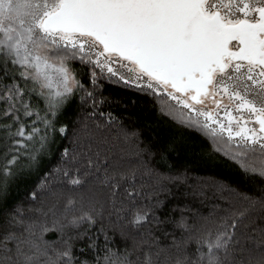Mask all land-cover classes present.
<instances>
[{
    "label": "trees",
    "instance_id": "obj_1",
    "mask_svg": "<svg viewBox=\"0 0 264 264\" xmlns=\"http://www.w3.org/2000/svg\"><path fill=\"white\" fill-rule=\"evenodd\" d=\"M60 3L0 0V264H264V148L40 35Z\"/></svg>",
    "mask_w": 264,
    "mask_h": 264
},
{
    "label": "water",
    "instance_id": "obj_2",
    "mask_svg": "<svg viewBox=\"0 0 264 264\" xmlns=\"http://www.w3.org/2000/svg\"><path fill=\"white\" fill-rule=\"evenodd\" d=\"M60 6L43 19L48 32L93 38L107 54L136 64L155 81L174 90L183 78L197 73L211 81V72L223 70L221 58L241 60L258 34L263 36L264 10L257 24L222 23L219 14L207 18L201 5L207 0H61ZM239 40L233 54L230 42ZM264 57V53L262 54ZM264 69V61L259 63ZM212 66H215L214 68Z\"/></svg>",
    "mask_w": 264,
    "mask_h": 264
},
{
    "label": "rangeland",
    "instance_id": "obj_3",
    "mask_svg": "<svg viewBox=\"0 0 264 264\" xmlns=\"http://www.w3.org/2000/svg\"><path fill=\"white\" fill-rule=\"evenodd\" d=\"M204 6L207 15L218 13L227 24L235 25L241 21H256L259 11L264 8V0H207ZM43 19L35 23L40 35L53 43L79 48L92 57L105 74L166 95L178 106L197 115L211 130L223 134L237 145L264 148V133L258 123L259 120L264 123V71L260 67L240 62L227 64L225 71L214 72L204 95L179 94L169 85L145 75L136 64L105 53L102 46L89 36L41 32ZM32 52L33 59H40L39 51ZM34 71L40 75L41 91L52 101H56V96H67L75 86L68 71L57 69L51 63L36 65Z\"/></svg>",
    "mask_w": 264,
    "mask_h": 264
},
{
    "label": "flooded vegetation",
    "instance_id": "obj_4",
    "mask_svg": "<svg viewBox=\"0 0 264 264\" xmlns=\"http://www.w3.org/2000/svg\"><path fill=\"white\" fill-rule=\"evenodd\" d=\"M204 4L201 5L204 15L207 18H212V16L214 14H212V16L207 15V10L205 9ZM262 10H264V8L259 11V13H258L259 17L257 18L256 21H254V22L246 21V22H249L251 24H257L260 21V16H261L260 12ZM220 19H221L222 23H224L227 26H235V25L227 24L224 20H222L221 17H220ZM241 22H245V21H241ZM238 23H240V22H238ZM235 24H237V23H235ZM227 49H228V51H230L233 54L238 53L241 49V44H240L239 40H235V42H230L227 45ZM263 53H264L263 36L258 34V38L253 40L250 48H247V51L244 53L243 59L235 61V60L231 59V56H232L231 54L225 55L224 57H222L221 62H223V70L221 71L218 68L214 69L211 72V74H212L211 81H212L214 72H216V71L223 72V71H225L227 64L236 63V62L244 63L247 65L251 64V65H254L258 68L260 67L264 71L263 67L260 64H258L259 61H264V57L262 56ZM212 67L214 68L215 66H212ZM145 75H147V74H145ZM193 75H194V77L192 78V80H187L186 78H183L182 82H181V86H179L180 88L178 90H175V91L179 94L191 92L196 97L204 95V93L207 92L211 81L207 85V87H205V86H203V82H205V77L201 78L200 75H198L197 73H195ZM258 123L261 125V127L263 129V133H264V123L261 122L260 120L258 121Z\"/></svg>",
    "mask_w": 264,
    "mask_h": 264
}]
</instances>
